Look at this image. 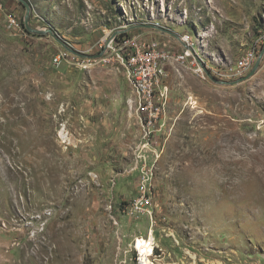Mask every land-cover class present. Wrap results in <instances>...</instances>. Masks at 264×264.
I'll return each instance as SVG.
<instances>
[{"label": "rangeland", "instance_id": "rangeland-1", "mask_svg": "<svg viewBox=\"0 0 264 264\" xmlns=\"http://www.w3.org/2000/svg\"><path fill=\"white\" fill-rule=\"evenodd\" d=\"M26 1L31 28L86 55L116 31L172 52L148 25L189 34L219 80L209 67L264 44V0ZM25 14L0 0V264H141L138 240L158 264H264V58L233 86L167 67L145 138L122 70L28 33Z\"/></svg>", "mask_w": 264, "mask_h": 264}, {"label": "built area", "instance_id": "built-area-1", "mask_svg": "<svg viewBox=\"0 0 264 264\" xmlns=\"http://www.w3.org/2000/svg\"><path fill=\"white\" fill-rule=\"evenodd\" d=\"M10 28L18 25L16 19L11 17L8 21ZM116 31L100 45L98 51L106 46L105 53L99 59H88L89 63L101 66L116 65L119 67L127 84L134 94V108L137 120L142 128L145 138H148L161 121L166 105L168 90L161 83V77L167 67H174L178 71L187 69L201 79H206L202 68L198 65L192 54L194 41L189 34L180 36L182 46L179 51L172 52L167 46L155 38L148 39L141 35L126 36ZM110 34V33H109ZM196 39V38H195ZM198 41V39H196ZM256 46L242 54L231 66L224 70L210 68L216 77L226 80L238 79L245 76L252 68L257 58ZM91 64H88L90 66ZM223 71V73L221 72ZM146 179L140 183L141 196L135 201V206L147 202L145 197Z\"/></svg>", "mask_w": 264, "mask_h": 264}, {"label": "water", "instance_id": "water-1", "mask_svg": "<svg viewBox=\"0 0 264 264\" xmlns=\"http://www.w3.org/2000/svg\"><path fill=\"white\" fill-rule=\"evenodd\" d=\"M17 2L21 3L24 8H25V11H26V14L24 16V22H23V25H24V28L25 30L28 32V33H31V34H35V35H46V34H49L57 43H59L67 52H69L70 54L74 55V56H77L81 59H99L100 57L103 56V54L105 53V49H106V46L103 47V49L96 53V54H93V55H86V54H82L80 52H77L75 50H73L72 48H70L63 40L60 39V37L58 36V34L51 28H45L43 30H39V29H34V28H31L30 25H29V18H30V12H31V9H30V5L28 4V2L26 0H16ZM148 27L152 28V29H155L159 32H163V33H167V34H170L172 36H174L177 40H180V38L170 32L169 30L163 28V27H159V26H155V25H148ZM121 32V31H119ZM110 39L107 40V43L109 42ZM182 44V42H181ZM184 46V45H183ZM185 47V46H184ZM264 58V44L251 68V70L243 77L241 78H238V79H235V80H232V81H225V80H219L217 78H215L214 76L211 75V73L209 72V70L206 69L205 65L202 63V61L197 58V63L198 65L202 68V70L204 71L205 75L207 76V78L213 83V84H216V85H219V86H233V85H237L241 82H244L245 80H248L250 79L252 76H254L257 72V70L259 69L260 65H261V62Z\"/></svg>", "mask_w": 264, "mask_h": 264}, {"label": "bare ground", "instance_id": "bare-ground-1", "mask_svg": "<svg viewBox=\"0 0 264 264\" xmlns=\"http://www.w3.org/2000/svg\"><path fill=\"white\" fill-rule=\"evenodd\" d=\"M200 36V35H198ZM198 42H200V38H198ZM230 81V80H228ZM136 249L140 253V259H141V264H158L154 263L151 261V252H152V247H151V241H146V240H138L136 243Z\"/></svg>", "mask_w": 264, "mask_h": 264}]
</instances>
